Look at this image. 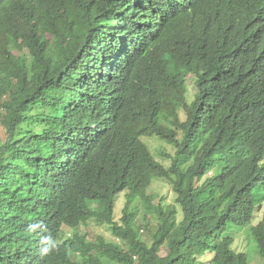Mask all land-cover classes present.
<instances>
[{
	"label": "trees",
	"instance_id": "1",
	"mask_svg": "<svg viewBox=\"0 0 264 264\" xmlns=\"http://www.w3.org/2000/svg\"><path fill=\"white\" fill-rule=\"evenodd\" d=\"M247 225L264 258V0H0V264H250Z\"/></svg>",
	"mask_w": 264,
	"mask_h": 264
},
{
	"label": "rangeland",
	"instance_id": "2",
	"mask_svg": "<svg viewBox=\"0 0 264 264\" xmlns=\"http://www.w3.org/2000/svg\"><path fill=\"white\" fill-rule=\"evenodd\" d=\"M187 83V100L190 102L193 99V94L196 91L195 84H194V77L189 76L186 80ZM142 141L148 146L150 151L153 153V155L156 157V159H160L162 163L165 165L169 164L168 160L164 159L163 154L164 153H172L174 151V148L172 145L167 144L166 142L159 140L156 137H147L143 136L141 137ZM149 194L155 197L154 202H157L158 200L162 199L165 204H174L175 203V193L173 192V189L171 185L160 178H153L152 183L147 191ZM125 204V197L124 193H120L116 199L115 203V209H114V218L116 221H118L122 216V210ZM180 217V216H179ZM137 223L139 225L143 222V215L142 213H139L137 216ZM261 218V211L257 210L255 213L254 219L252 220L251 224H256ZM249 226L244 227H237V226H231L228 230V233L233 239V245L232 247L237 251H243L248 254V259L250 264H264V258L260 257L257 254V250L255 251L254 244L249 238ZM63 230L65 233L69 234L71 230L67 226H63ZM79 231L86 232L87 239L93 240L96 235L102 234L107 240H113L118 241L116 238H114L108 228L103 225H97L93 222H88L87 224H81L78 227ZM148 231L145 229L141 230V235L145 240H149ZM166 251L165 248L160 250V255L165 256ZM212 254L207 253L203 259L207 262L211 258Z\"/></svg>",
	"mask_w": 264,
	"mask_h": 264
}]
</instances>
